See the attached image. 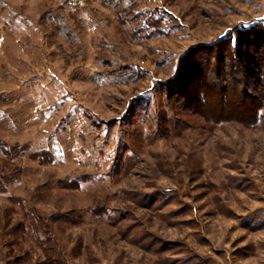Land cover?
Segmentation results:
<instances>
[{
	"label": "rangeland",
	"instance_id": "374dc122",
	"mask_svg": "<svg viewBox=\"0 0 264 264\" xmlns=\"http://www.w3.org/2000/svg\"><path fill=\"white\" fill-rule=\"evenodd\" d=\"M258 22L264 0H0V264H264V81L203 48ZM192 47L205 101L175 81Z\"/></svg>",
	"mask_w": 264,
	"mask_h": 264
},
{
	"label": "trees",
	"instance_id": "16d2710c",
	"mask_svg": "<svg viewBox=\"0 0 264 264\" xmlns=\"http://www.w3.org/2000/svg\"><path fill=\"white\" fill-rule=\"evenodd\" d=\"M211 47L222 48L218 50L215 56L211 57V60L216 61V71L224 74L223 66L233 63L235 67H240L239 71L245 80L255 84H261L264 81V68L258 58V52L264 49L263 23L258 22L250 26L239 27L234 35L221 38L214 44L203 48ZM198 49L199 47H192L181 57L175 81L179 82L182 93L186 96L189 95L188 98L191 97L190 99L197 100L202 97L203 101H205V93L198 90L196 81L207 80L210 70L208 64L211 61L210 58L208 60L205 59L206 57L204 58L205 61H198L196 57V50ZM175 93L172 88H169L170 95L173 96ZM0 152L6 157L10 156L3 147H0ZM4 190L5 186L1 184L0 192Z\"/></svg>",
	"mask_w": 264,
	"mask_h": 264
}]
</instances>
